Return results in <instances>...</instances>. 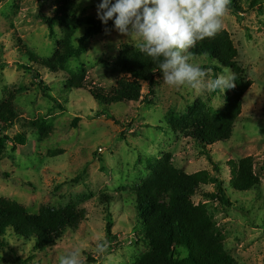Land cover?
Here are the masks:
<instances>
[{"label": "rangeland", "instance_id": "374dc122", "mask_svg": "<svg viewBox=\"0 0 264 264\" xmlns=\"http://www.w3.org/2000/svg\"><path fill=\"white\" fill-rule=\"evenodd\" d=\"M252 1L230 0L219 31L230 34L239 52L237 62L252 86L244 96L231 138L204 150L195 140L167 127L165 116L170 110L185 115L197 101L223 110L231 88L209 93L188 84L170 87L160 73L153 89L143 83L139 101L100 104L91 90L111 94L122 78H131L115 72L112 64L125 45L134 47L129 37L113 29L90 40L81 58L69 62L71 70L85 71V86L70 90L63 74L29 64L25 55L31 51L46 59L56 50L60 29L56 25L51 39L45 18L55 16L59 0H0V101L14 93L18 114L5 134L29 136L26 146L14 151L8 141L5 147L0 161V199L20 203L34 214L43 206L59 209L69 205L86 213L77 229H68L55 247L43 252L35 249L34 240L9 237L10 245L0 246V264H58L61 255L77 248L82 264H134L148 250L136 214L135 188L149 176V160L167 153L181 171H208L224 181L231 206L207 199L206 194L217 191L213 184L201 186L193 201L208 205L236 264H264V0L255 8H251ZM100 2L73 0V12L98 18ZM82 34L79 29L74 44ZM192 59L211 69L213 77L221 73L209 59ZM45 92L56 102L46 98ZM41 116L52 125L53 132L46 139L27 126ZM247 157L253 158L261 185L250 192H237L229 186L230 162ZM109 213L112 238L107 236ZM98 241L107 242L103 254L96 251Z\"/></svg>", "mask_w": 264, "mask_h": 264}, {"label": "trees", "instance_id": "16d2710c", "mask_svg": "<svg viewBox=\"0 0 264 264\" xmlns=\"http://www.w3.org/2000/svg\"><path fill=\"white\" fill-rule=\"evenodd\" d=\"M262 1L253 0L251 8H255ZM45 21L51 39L55 38L56 25L60 29L61 36L57 41V48L51 57L46 59L27 51L25 55L29 64L39 65L49 73L63 74L70 90L84 88L85 71L71 70L69 62L81 58L87 51L90 40L112 31L113 21L104 25L93 16L75 15L73 0H59L55 16L46 17ZM79 29L83 30V34L76 45L74 39ZM189 51L193 57L214 62L217 71L228 69L235 76V86L231 88V95L223 110H216L202 101H197L188 108L185 115L170 110L165 116L167 127L195 140L206 150L209 146L231 138L235 123L242 114L244 96L252 82L246 79L245 70L237 62L239 52L227 31L197 40ZM112 64L115 72L129 75L131 78H122L111 94H104L101 89L91 90V95L100 104L139 101L143 83L153 89L156 76L162 73L158 70V63H154L150 57L130 45L121 49L117 60ZM23 67L29 69L28 65L23 64ZM31 68L33 69L32 66ZM37 76L40 74L37 73ZM150 93L152 94L153 90ZM45 97L56 102L55 98L46 92ZM14 101V93L0 101V161L8 141L13 143L14 151L18 146H26L29 143L26 133H18L12 138L5 134L7 128L13 127L18 119ZM54 106L58 107V104ZM27 126L33 134H38L44 139L53 132L52 125L43 116L30 120ZM213 165L214 169H218L217 165ZM230 165L232 179L229 186L234 191L250 192L261 185L260 177L254 172L252 157L233 160ZM149 166V176L135 188L136 214L143 224L141 234L148 250L142 253L134 264H236L235 258L226 248L225 240L210 214L208 205L195 204L193 201L201 186L213 184L217 191L214 194H206L207 199L231 206L224 181L208 171L188 174L179 170L169 153L159 159L149 160ZM85 216L86 213L74 205L59 209L43 206L34 214L20 203L1 198L0 246L6 248L10 245L9 237H19L25 241L34 240L36 250L46 251L55 247L68 229H77ZM112 227L113 219L109 213V238L113 236Z\"/></svg>", "mask_w": 264, "mask_h": 264}, {"label": "clouds", "instance_id": "9594fccd", "mask_svg": "<svg viewBox=\"0 0 264 264\" xmlns=\"http://www.w3.org/2000/svg\"><path fill=\"white\" fill-rule=\"evenodd\" d=\"M229 4L230 0H101L97 16L104 25L113 21L117 32L158 63L166 85L188 84L224 93L235 86L234 74L224 69L213 77L211 69L193 61L189 50L197 40L213 37L223 28ZM106 250L107 242L98 241L96 251ZM58 264H82L81 250L61 255Z\"/></svg>", "mask_w": 264, "mask_h": 264}]
</instances>
